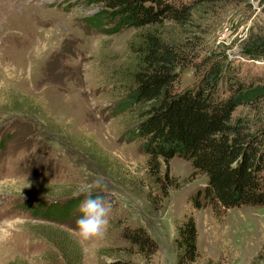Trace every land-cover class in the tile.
Masks as SVG:
<instances>
[{
	"label": "rangeland",
	"instance_id": "374dc122",
	"mask_svg": "<svg viewBox=\"0 0 264 264\" xmlns=\"http://www.w3.org/2000/svg\"><path fill=\"white\" fill-rule=\"evenodd\" d=\"M100 8L88 0H0V264H57L52 239L60 230L81 246L83 264H178L176 225L190 213L199 254L186 264H264V204L218 214L210 204L193 207L190 196L207 175L178 154L168 162L171 179L164 181L163 158L162 181L149 173L142 139L130 131L139 110L119 111L133 86L127 42L139 29L105 31L94 22ZM155 27L186 54L175 90L217 57L246 73L264 69L253 51L264 40V0H204L186 22ZM233 114L263 125L264 99ZM96 179L103 187L91 195L111 203L109 223L104 235L82 241L73 229L84 196L74 193ZM75 198L66 218H44L51 202ZM137 226L156 242L152 253L125 238Z\"/></svg>",
	"mask_w": 264,
	"mask_h": 264
},
{
	"label": "trees",
	"instance_id": "16d2710c",
	"mask_svg": "<svg viewBox=\"0 0 264 264\" xmlns=\"http://www.w3.org/2000/svg\"><path fill=\"white\" fill-rule=\"evenodd\" d=\"M88 1L101 5L94 22L108 25L105 31L128 26L139 29L127 42L135 57L133 86L120 101L119 111L128 107L139 110L140 117L130 131L142 139L149 173L162 181L163 158L164 181L171 179L168 162L178 154L190 160L193 173L207 175L203 188L190 196L193 207L210 204L218 214L233 205L264 204V124L255 125L248 116L233 114L238 105H254L264 99V69L246 73L217 57L205 65L192 85L175 90L173 83L186 54L152 25L164 20L186 22L204 0ZM253 51L264 56V40ZM78 202L79 198L51 202L43 216L62 220ZM53 208H58L56 215L50 212ZM124 233L140 251H155L156 242L143 226L126 228ZM52 241L57 247V264H83L81 246L67 232L60 230L59 238ZM175 241L178 264L196 259L197 228L191 213L176 225ZM263 251L264 241L259 253ZM111 264L133 263L119 258Z\"/></svg>",
	"mask_w": 264,
	"mask_h": 264
},
{
	"label": "clouds",
	"instance_id": "9594fccd",
	"mask_svg": "<svg viewBox=\"0 0 264 264\" xmlns=\"http://www.w3.org/2000/svg\"><path fill=\"white\" fill-rule=\"evenodd\" d=\"M103 181L93 180L91 183L82 184L74 193L75 196L83 195L84 199L78 205L80 218L77 219L73 235L82 241L104 235L111 211V203L100 196L93 198V191L101 189Z\"/></svg>",
	"mask_w": 264,
	"mask_h": 264
}]
</instances>
